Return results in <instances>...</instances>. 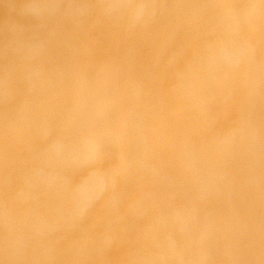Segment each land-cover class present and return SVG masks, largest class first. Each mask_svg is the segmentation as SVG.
<instances>
[{
    "label": "rangeland",
    "instance_id": "rangeland-1",
    "mask_svg": "<svg viewBox=\"0 0 264 264\" xmlns=\"http://www.w3.org/2000/svg\"><path fill=\"white\" fill-rule=\"evenodd\" d=\"M0 264H264V0H0Z\"/></svg>",
    "mask_w": 264,
    "mask_h": 264
},
{
    "label": "bare ground",
    "instance_id": "bare-ground-1",
    "mask_svg": "<svg viewBox=\"0 0 264 264\" xmlns=\"http://www.w3.org/2000/svg\"><path fill=\"white\" fill-rule=\"evenodd\" d=\"M228 25H229V22H228ZM234 26V25H233ZM230 27H232V25L230 24ZM229 29V28H228ZM234 30V29H233ZM230 31V30H229ZM233 34H235V33H233ZM231 36H232V34H231ZM233 37V36H232ZM231 38V37H230ZM233 39H234V37H233ZM258 190V189H257ZM263 255V254H262Z\"/></svg>",
    "mask_w": 264,
    "mask_h": 264
}]
</instances>
